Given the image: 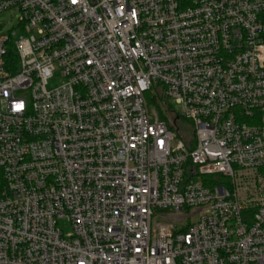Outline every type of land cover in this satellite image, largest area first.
Segmentation results:
<instances>
[{
    "label": "built area",
    "instance_id": "1",
    "mask_svg": "<svg viewBox=\"0 0 264 264\" xmlns=\"http://www.w3.org/2000/svg\"><path fill=\"white\" fill-rule=\"evenodd\" d=\"M7 12L21 35L0 36V264H264V0Z\"/></svg>",
    "mask_w": 264,
    "mask_h": 264
},
{
    "label": "rangeland",
    "instance_id": "2",
    "mask_svg": "<svg viewBox=\"0 0 264 264\" xmlns=\"http://www.w3.org/2000/svg\"><path fill=\"white\" fill-rule=\"evenodd\" d=\"M12 33L15 34V36H13L15 40L21 35V31L19 30V15L15 14V13H11V12L1 14L0 15V36L6 35V34L11 35ZM62 81L63 80H62L61 76L58 73H56V74H54V77L49 81L48 88L50 89L52 87L58 86ZM151 94H153V93H151ZM167 102L171 106V109L174 110V107L171 105V101L167 99ZM149 111L152 115L158 116V113H157L155 107H151V108L149 107ZM158 118H159V116H158ZM161 121L166 122L167 124H170V125H175V127H177V123H175V118H174L173 114H171V113L167 115V118L165 120H161ZM178 126H179L181 132L183 131L185 137H189V138L193 137L194 126H193L191 121L186 120V119H181L178 122ZM174 130L176 131V128H174ZM195 182L197 183L199 181L195 180ZM63 230L66 233H70L71 227L64 225Z\"/></svg>",
    "mask_w": 264,
    "mask_h": 264
},
{
    "label": "trees",
    "instance_id": "3",
    "mask_svg": "<svg viewBox=\"0 0 264 264\" xmlns=\"http://www.w3.org/2000/svg\"><path fill=\"white\" fill-rule=\"evenodd\" d=\"M9 54H10L9 56L11 58H14V60H15L16 55H15V51L13 49L10 50ZM151 93H153V94H151ZM151 93H149L147 95L148 106L150 108L155 107L160 120H165L167 118L168 114L174 113L173 110L171 109V106L167 102V99L162 94H158L155 91H152ZM173 116H174V114H173ZM174 118L176 121V116H174ZM168 125L170 126L171 129H174L172 125H170V124H168Z\"/></svg>",
    "mask_w": 264,
    "mask_h": 264
},
{
    "label": "snow or ice",
    "instance_id": "4",
    "mask_svg": "<svg viewBox=\"0 0 264 264\" xmlns=\"http://www.w3.org/2000/svg\"><path fill=\"white\" fill-rule=\"evenodd\" d=\"M74 2H75V0H74Z\"/></svg>",
    "mask_w": 264,
    "mask_h": 264
}]
</instances>
